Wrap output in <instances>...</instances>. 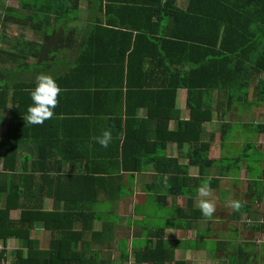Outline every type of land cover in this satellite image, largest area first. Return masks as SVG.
I'll use <instances>...</instances> for the list:
<instances>
[{"label": "crops", "instance_id": "0c3cea01", "mask_svg": "<svg viewBox=\"0 0 264 264\" xmlns=\"http://www.w3.org/2000/svg\"><path fill=\"white\" fill-rule=\"evenodd\" d=\"M180 3L186 7L188 0ZM14 6L19 3L14 1ZM84 6L80 17L86 14L81 21L87 22L92 12L87 7L83 13ZM19 28L14 24V37L25 34L30 41L44 40L42 32L28 28L21 33ZM28 33L34 37L29 38ZM77 47L69 53L58 48L49 66L42 67L36 57H23V53L14 58V70H25L24 74L19 70L14 74L18 85L25 87L20 92H26L27 101L19 103L24 113L32 104L30 91L39 75L53 77L61 89L53 116L43 124H29L22 115L14 119V142L20 140L17 150L24 155L21 160L27 158L33 172L41 169L33 177L25 174L0 180V208L5 206L7 196L22 192L15 204L30 203L29 207L38 210L36 213H56L49 222L63 232L55 236L42 222L37 223V217H31L35 224L29 239L35 242L34 246L49 251L52 241L54 244L51 255L37 254L36 261L47 258L56 264H153L139 261V253L148 247L156 248L158 239H162V246L175 249L174 261L184 264H229L233 258L240 262L246 257L250 264H264V233L255 230L256 225L246 223L249 218L263 216L264 211V132L248 127L264 124V105L232 111L224 121H231L234 127L223 146V121L215 115L214 120L204 124L200 138L203 145L211 143L209 158L217 160V165L201 170L190 163L195 145L176 139L179 119L190 118L186 89L178 90L174 108L161 113L157 108L163 99L156 92L157 85L163 82L161 77L152 78L150 87L140 93L121 85L116 66L66 79L65 74L77 57ZM2 113L0 139L7 120V114ZM168 116L170 120L164 127L157 117ZM105 131L111 132L112 137L107 148L96 142ZM248 131L254 132V142L249 141ZM247 143L255 145L248 149ZM134 160H138L140 170L123 169V164ZM42 168L49 172L43 173ZM186 175L191 178L189 185H183L186 194H170L169 188L178 190L177 179ZM195 178L201 186L196 185ZM205 186L209 194L201 196L199 189ZM56 195L58 201H54ZM59 196L74 201L69 204L75 206L69 217L61 214L69 213V207ZM200 200L213 203L212 216L202 214ZM74 213L80 215L78 220L73 219ZM21 214L20 207L14 208L11 219L18 220ZM158 217L162 219L159 224ZM223 229L231 234L221 236ZM0 242L4 244L1 239ZM208 242L214 243L213 251ZM6 243L14 244V253L23 249L24 255L28 254V242L12 238ZM157 255L162 258L163 250ZM174 261L165 264H175Z\"/></svg>", "mask_w": 264, "mask_h": 264}, {"label": "trees", "instance_id": "16d2710c", "mask_svg": "<svg viewBox=\"0 0 264 264\" xmlns=\"http://www.w3.org/2000/svg\"><path fill=\"white\" fill-rule=\"evenodd\" d=\"M3 1L6 4H0V115L4 111L7 120L0 139V180L25 174L33 177L41 169L33 172L27 164L28 159L21 160L24 155L17 150L20 140L14 142V119L28 115L19 107V103L27 101L24 98L26 92H20L25 87L19 86L15 77L17 70L20 74L25 70H14V58L22 53L23 57H36L43 67L49 66L58 48L69 53L78 46L77 57L69 66L66 79L75 78L82 72L96 73L116 66L114 69L120 70L121 85L124 84L128 90L135 89L137 93L150 87L152 78L161 77L163 82L156 89L163 99L157 108L161 113L174 108L178 90L186 89L190 118L179 119L176 139L180 143L195 145L190 163L201 170L204 166L217 165V160L209 158L211 143L203 145L200 138L204 124L214 120L215 115L223 121V146L234 127L231 121L225 123L226 117L235 109L247 111L264 105V0H188L186 7L179 5L180 0ZM14 1L19 6H14ZM86 3H91L87 7L92 12L87 22L81 21L80 17L82 4ZM19 9L31 15H21ZM14 24L20 27L21 33L31 28L38 34L44 25H49L53 27L54 34H47L42 42L30 41L21 33L19 37L10 39L6 30ZM81 33L84 35L77 41ZM135 116L132 118L139 122ZM157 120L165 127L170 117H157ZM248 127L264 132V124ZM254 145L247 143L246 148ZM138 160L126 162L123 169L140 170ZM43 169V173L49 172ZM177 180L180 188L174 190L171 187L169 193L185 195L183 185H189L191 178L186 175ZM193 180L197 186L202 185L198 178ZM15 186L19 187V183ZM21 195L22 192H17L7 196L5 206L0 208V239L4 244L12 238L28 242V254L24 255L23 249L15 252L16 264H56L55 260L47 258L36 261L37 254L43 257L51 255L53 241L49 251H41L29 239L35 224L31 217H37V223L42 222L54 236L60 235L59 231L63 232L49 222L50 217L56 216L55 211L36 213L38 210L29 207L30 203L15 204ZM57 196L54 201H58ZM59 197L69 207V213L61 214L69 217L75 207L69 204L74 201ZM95 201L97 199L92 203ZM18 207L22 209L20 218L11 219V210ZM250 208L258 211L254 206ZM74 214L73 219L78 220L80 215ZM254 229L264 233V223ZM59 240L64 241L61 237ZM162 243L164 241L158 239L156 248L148 247L139 253L138 260L153 264L173 262L175 249L162 246ZM162 250L164 256L159 258L157 254ZM5 256L6 250H0V262ZM248 260L246 257L239 262L233 258L229 264H250Z\"/></svg>", "mask_w": 264, "mask_h": 264}, {"label": "clouds", "instance_id": "9594fccd", "mask_svg": "<svg viewBox=\"0 0 264 264\" xmlns=\"http://www.w3.org/2000/svg\"><path fill=\"white\" fill-rule=\"evenodd\" d=\"M61 92L55 79L48 75H39L36 78V86L30 91L32 104L28 108L25 117L29 124L39 125L53 116V110L58 103V95ZM111 132L105 131L102 136L96 138L101 147L107 148L111 141ZM201 196H207V186L199 189ZM200 209L204 216L210 217L215 211L213 203L208 200H200Z\"/></svg>", "mask_w": 264, "mask_h": 264}, {"label": "rangeland", "instance_id": "374dc122", "mask_svg": "<svg viewBox=\"0 0 264 264\" xmlns=\"http://www.w3.org/2000/svg\"><path fill=\"white\" fill-rule=\"evenodd\" d=\"M5 3V1H3V0H0V4H2V3ZM7 2H10V1H7ZM184 2V1H183ZM6 4V3H5ZM180 6H181V3L179 4ZM84 10H83V13H86L87 12V3L85 4V6H84V8H83ZM82 13V10L80 11V14ZM2 15V13H1V8H0V16ZM85 16H86V14H85ZM85 16L84 17H81V19H84L85 18ZM40 25V23L39 24H36L35 26H39ZM7 32H6V35L10 38V39H14V32H16L17 30L16 29H14V26H9V28L6 30ZM41 32L43 33V36H44V39H45V36L47 35V34H54V31H53V27H51V26H47V25H44L43 26V30H41ZM28 37L29 38H33L34 37V35L32 34V33H28ZM78 39H79V37H78ZM68 52V51H67ZM4 117V113H2V115H1V123H3L2 122V118ZM241 130L243 129L242 127H239ZM251 136V137H250ZM247 137L248 138H250V142L251 141H255L256 140V136H255V134H254V132L253 131H248V134H247ZM113 200V199H112ZM154 213H155V205H153V210L151 211V214H153L154 215ZM156 222L159 224V223H161L162 222V219H160L159 217H158V219L156 220ZM234 229L232 228V231H233ZM229 234H231L229 231H224V229H223V231L221 232V236L222 235H229ZM209 246V248H210V250L211 251H213V245H214V243L213 242H208L207 243ZM3 249H5L6 250V256H7V258L8 259H11L12 261L15 259V253H14V251H15V248H14V244L12 245L11 243H8V244H4L3 245ZM263 253H264V251H263ZM214 257H216L215 256V254H214Z\"/></svg>", "mask_w": 264, "mask_h": 264}, {"label": "built area", "instance_id": "2783aa9c", "mask_svg": "<svg viewBox=\"0 0 264 264\" xmlns=\"http://www.w3.org/2000/svg\"><path fill=\"white\" fill-rule=\"evenodd\" d=\"M246 223L248 226H254V225H261L264 223V217L260 216L257 218H249L246 220ZM3 243L0 242V250H3ZM0 264H16L14 263V260L12 261L11 259H8L7 256H5V259H3Z\"/></svg>", "mask_w": 264, "mask_h": 264}]
</instances>
